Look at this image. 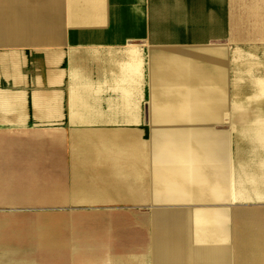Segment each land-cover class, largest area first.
Returning a JSON list of instances; mask_svg holds the SVG:
<instances>
[{
	"label": "crops",
	"instance_id": "crops-1",
	"mask_svg": "<svg viewBox=\"0 0 264 264\" xmlns=\"http://www.w3.org/2000/svg\"><path fill=\"white\" fill-rule=\"evenodd\" d=\"M258 109L233 130L237 172L247 155L263 162L264 0H0V260L6 248H53L68 190L83 198L85 142L118 144L131 170L151 156L180 172L154 180L173 192L159 201H212L234 183L213 182L228 139L211 126Z\"/></svg>",
	"mask_w": 264,
	"mask_h": 264
},
{
	"label": "rangeland",
	"instance_id": "rangeland-1",
	"mask_svg": "<svg viewBox=\"0 0 264 264\" xmlns=\"http://www.w3.org/2000/svg\"><path fill=\"white\" fill-rule=\"evenodd\" d=\"M259 112L260 109L250 121L231 124L229 123L231 110H225L223 120L228 121L212 124V131L224 133L228 139V166L225 162L218 172L213 173L215 175L213 182L234 183V189L223 190L225 195L221 192L212 193V198H218L212 201L201 202L198 197L182 201L179 199L170 202L159 201L153 196L170 197L173 192L169 188H153L155 181L171 184L175 178H178L180 172H170L171 166L165 164L160 166L155 157L151 156L149 168L144 166L142 171L131 170L125 165L117 164L119 159L128 155V152L118 144L114 145L110 140H100L94 146L91 141L85 142L87 139L85 138L83 198H79L76 202L72 188L68 190V210L63 211L65 217L62 221L58 224L54 222L52 233L48 238V243L53 248H6L5 250L9 251L0 262L3 261L4 264H203L194 259L200 253L196 252V248H208L218 241L214 242V239L205 241L204 235H198L209 232L212 234V229L207 224L205 229L198 232L196 227L194 230L193 224L196 226L205 219L203 211L212 209L221 212L223 224L222 230H219L220 227L218 230L223 231L224 238L220 242L222 248L226 247L230 250L231 257L228 264H233L232 249L235 248L236 232L243 231L237 228L238 211L255 210L264 213V198L254 199L251 194L253 191H261L264 197V151L260 156L263 161L261 165H257L259 162L256 158L247 155L244 158L249 165L237 172L232 159V139L235 132L233 130L250 125L251 120L255 119ZM106 136L116 138L111 135ZM143 141L144 139L141 140L140 150L146 157L147 150L142 144ZM119 153L123 158H119ZM222 160L226 161V158ZM238 179L260 183L262 188L242 189L240 184L238 187L236 185ZM190 190L187 189L185 196L189 195ZM194 191L203 193L206 190ZM194 191L190 193H195ZM78 192L80 193L81 190L79 189ZM176 195L182 196L179 193ZM79 197H82L81 193ZM170 211H174L173 214L178 217L176 223L155 219L158 213ZM183 212L185 214H182ZM182 216L189 219L186 220L187 223L184 220L180 221L179 218ZM187 229L189 232L186 231ZM157 237L163 239L161 246L156 245ZM150 243L156 248H152ZM163 248H181V252L176 254L180 259H162L163 255L169 253Z\"/></svg>",
	"mask_w": 264,
	"mask_h": 264
},
{
	"label": "bare ground",
	"instance_id": "bare-ground-1",
	"mask_svg": "<svg viewBox=\"0 0 264 264\" xmlns=\"http://www.w3.org/2000/svg\"><path fill=\"white\" fill-rule=\"evenodd\" d=\"M219 213V211H215L212 215H206L204 220L196 224L197 232L198 230L205 229L207 224L208 227L212 229V239H214V242L218 241V243L213 245L212 248H196V252L200 253L196 256V258H194L195 261L202 262L203 264L229 263L231 257L230 250L228 248H222L223 246L220 242L224 238V233L223 231L219 232L220 229L222 230L221 226L223 224V218ZM236 217L239 222L237 228L243 229V231L240 230L236 232L237 239L234 241L235 248L232 249V253L234 254L233 264H264V213H260L255 210L238 211ZM164 218H171L169 221L173 223L177 222V220L172 217ZM186 231H188V229ZM198 235L210 237L206 233ZM163 249L165 251H169V253H167V255H163L162 259H180L176 254L181 252V248ZM182 256L185 255L182 254Z\"/></svg>",
	"mask_w": 264,
	"mask_h": 264
}]
</instances>
